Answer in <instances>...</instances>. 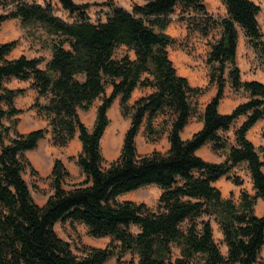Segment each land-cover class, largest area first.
I'll list each match as a JSON object with an SVG mask.
<instances>
[{
    "label": "trees",
    "instance_id": "obj_1",
    "mask_svg": "<svg viewBox=\"0 0 264 264\" xmlns=\"http://www.w3.org/2000/svg\"><path fill=\"white\" fill-rule=\"evenodd\" d=\"M58 1L74 16L72 21L56 16L50 5L0 0L2 6L12 5L0 14V27L18 18L27 37L51 50L41 68V57L8 58L18 40L0 42V264H104L111 257L118 264H264V213L255 212L264 198V145L256 146L248 137L264 120V83L243 80L237 61L243 32L255 54L254 64L264 70L261 6L253 0H221L226 8L221 15L209 12L205 0H144L132 10L107 0V18L94 22L87 4ZM178 10L177 20L187 28L182 40L166 32L171 14ZM194 36L207 40L209 84L218 88L203 110L198 99L206 87L193 86L180 75L169 53V47L188 49L186 43ZM11 78L30 81L38 98H44L34 107L47 127L19 131L15 116L21 109L15 98L21 90L5 86ZM227 85L247 94L248 100L222 114L218 107ZM135 89L150 91L131 103ZM118 96L130 126L119 157L105 166L101 142ZM96 100L100 103L89 128L79 112L89 110ZM241 116L246 119L231 142L226 133ZM192 117L204 126L184 140L181 132ZM142 126L148 141L167 135L170 148L140 155L136 138ZM48 133L59 147L78 137L81 151L74 158L85 178L65 189L70 173L56 159L50 175L54 193L40 206L23 176L30 166L25 152ZM208 143L225 156L223 162L197 154ZM241 164L253 193L244 189L235 201L224 197L215 182L226 177L243 185L242 176L233 172ZM147 185L162 190L154 207L118 198ZM66 221L82 223L91 236H110L111 241L105 248L85 245L79 257L55 229L57 222ZM213 221L223 234L226 255L215 240Z\"/></svg>",
    "mask_w": 264,
    "mask_h": 264
},
{
    "label": "rangeland",
    "instance_id": "obj_2",
    "mask_svg": "<svg viewBox=\"0 0 264 264\" xmlns=\"http://www.w3.org/2000/svg\"><path fill=\"white\" fill-rule=\"evenodd\" d=\"M40 3L42 5H50L52 7L53 13L65 20L72 21L74 16H70L69 12L63 9L62 5L58 0H28ZM78 4H87L88 7L86 9L88 17L94 21H103L107 18V14L110 11V6L106 4L107 0H74ZM113 3L117 6H122L127 8V10H132L134 4L138 3L139 0H112ZM261 5V13L259 14V22L264 24V2H259ZM12 9V5L2 6L0 5V14L8 13ZM9 30V32H8ZM20 33L21 36L18 40L19 42L23 39L28 41V47L32 51H39L41 49V42L38 39H32L27 37L25 30L19 25V23L12 24L7 28V23L2 24L0 27V39H3L5 42H9L12 40H16L14 38L17 33ZM12 38V39H11ZM39 46V47H38ZM50 53L49 48H43L42 55L40 56L43 59H46L48 54ZM21 81L19 79L11 78L5 82L9 86H13L14 90H21L20 93L15 98V105L19 109H21V113L18 114V129L20 132H29L32 130H36L39 128L47 127V120L41 116L37 109L34 107V104L37 100L40 102H44V98H38V95L33 91L25 88H21L19 85ZM7 87V86H6ZM110 90H108V93ZM100 100H96L93 106L87 111H80L79 116L83 123L91 128L95 118H96V109L99 105ZM108 116L110 118V124L106 129V132L102 138V152L105 158L104 165L107 166L110 162L116 160L120 153L121 147L123 144L124 136L127 129L130 126V118L124 117L122 115L121 106L116 99L112 106L109 109ZM262 135V134H261ZM254 138H259L260 134L252 133ZM78 138V137H77ZM77 138H73L71 142L65 147H59L53 145L51 141V134H46L45 138L42 139L38 146L33 149L25 152V155L30 163V166L25 170L23 176L27 183L30 186L32 196L35 202L39 204H43L48 200V198L53 195L54 189L51 184V172L54 166V162L56 159H61L68 169L70 176L66 179L63 184L65 189H71L75 184L84 180L85 175L82 173L80 167L76 163V159L78 154L81 151V143ZM166 137H162L159 141H148L144 134V126L140 129L136 142H137V150L140 155L150 154L155 150L164 152L167 146ZM219 155V154H218ZM221 157V156H220ZM222 158V157H221ZM225 159V158H223ZM234 173L242 176L244 179V184L242 186V190L246 189L250 192L253 191L252 184L250 181V177L245 169V164L238 165L234 170ZM226 181H222L219 184V188L222 189V194L225 197H231L235 201L239 200V196L235 194V192L230 191L228 187L231 183V180H228L225 177ZM234 184V183H233ZM241 190V191H242ZM162 190L157 185H147L141 187L135 191H131L119 197L120 201L123 200H132L137 203H146L150 207H154L160 197ZM255 206V212L262 207ZM42 205V206H43ZM264 209V207H263ZM257 214V213H256ZM214 237L216 242L219 244L220 249L224 255L227 254V246L223 243V234L220 231V228L216 222H212ZM132 230L136 231L137 227L132 226ZM56 231L64 240L68 241L71 244V248L73 252L77 256H82L84 252V246H93L105 248L109 245L111 241L110 236L96 238L91 236L88 233L85 225L79 222L71 223L69 221L66 222H58L56 225ZM262 257H264V246L261 251ZM130 256L127 255L124 260L129 259ZM104 264H118L116 257H111Z\"/></svg>",
    "mask_w": 264,
    "mask_h": 264
},
{
    "label": "crops",
    "instance_id": "obj_3",
    "mask_svg": "<svg viewBox=\"0 0 264 264\" xmlns=\"http://www.w3.org/2000/svg\"><path fill=\"white\" fill-rule=\"evenodd\" d=\"M253 1H255L259 5H260L259 2H261V1L264 2V0H253ZM144 2H145L144 0H139L138 4H143ZM205 2H206V5H207L209 12L214 13V14H221V15L226 14V8L222 4L221 0H205ZM178 13H179V10L176 11L174 14H171L170 17L173 19V21L167 27L166 32L169 35H171L172 37L182 40L187 35V28H186L184 23L179 22L177 20ZM17 22L19 23V25H21L20 20L18 18L8 19V20L4 21L2 24L7 23V28H9V26H11L12 24H15ZM260 25H261L262 31L264 33V24L262 25V23H260ZM8 32H9V30H8ZM20 36H21V34L18 32L14 38H16V40H19ZM0 42H5V41L3 39H0ZM19 43L20 44H17V46L8 55L9 59L18 58L21 55H25L29 58H38L42 55L43 49H39V51H32L28 47V41L22 39ZM186 45H188V49H183V48H180L177 46L176 47H169L170 57L173 60L175 67L177 68L179 74L188 78L189 82L193 86L206 87V91L198 99L199 106H200L201 110H203L204 107L206 106V104L218 92V88H217L216 84H209V66L205 62L206 54L208 52L207 40L203 39L199 36H194L189 42L186 43ZM47 56L48 57L41 62V64H40L41 68L46 67V63L48 62V60L51 57V50ZM254 58H255V54L247 46L246 38H245L243 32H240L239 38H238L237 61H238V64L241 68L242 79L245 81L257 80V81L264 83V70H261L259 67H257L254 64V62H255ZM19 81H21V83L19 84L21 86V88L29 89V90H31L37 94V91L31 87L30 81L20 80V79H19ZM6 86L9 89H15L13 86H9L7 84H6ZM108 90H110L109 93H108ZM111 91H112V87L109 86L107 88V93L110 94ZM149 91L150 90H148V89H135V91L133 92L132 97H131V103H133L136 99H138L140 96L146 94ZM116 99H118V101L120 103V97L118 96ZM247 100H248L247 94L243 93L242 91L234 92L233 89L230 87V85H227L225 88L224 96L220 101L218 110L222 114L231 113L235 107H237L239 104H241ZM245 119H246L245 116L239 117L236 120V122L233 124L231 129L226 133L227 136H229L231 142H234V131L236 130L237 127H239L243 123V121ZM203 126H204V123L202 120H200L197 117H192L190 119L189 123L185 126V128L181 132L182 139H184V140L190 139L196 132L200 131L203 128ZM257 132L260 134L259 138H254L253 136H251L252 133L255 134ZM165 137H166L165 140H167V146H166L165 151H167L170 148V143L168 141L167 135H165ZM248 137H249V139H251L253 141V143L256 146L264 145V120L257 122L249 130ZM75 138H77V136ZM197 154L199 156H201L202 158H204L205 160L210 161V162H215V163H221L224 161L223 158H225L224 155H218L217 153H215L212 150L210 143H208V144L204 145L203 147H201L200 149H198ZM222 181H226L225 177L216 181L215 185L217 187H219V184ZM250 181H251V178H250ZM251 184H252V181H251ZM228 187L229 188L231 187L230 191L235 192V194L237 196L240 195L241 190H242V186H237V185L231 183ZM252 189H253V185H252ZM251 193H253V191ZM260 201H261V203L259 204V207H262L261 209L264 210L263 209L264 198H261L258 200L256 207H258V203ZM45 203H46V201L44 202V204ZM37 204L40 206L43 205V204L41 205L39 203H37ZM256 213L258 216H262L264 212L260 211V209H259V210H257ZM57 223L55 224V229H56ZM85 227L88 230L87 226H85Z\"/></svg>",
    "mask_w": 264,
    "mask_h": 264
}]
</instances>
